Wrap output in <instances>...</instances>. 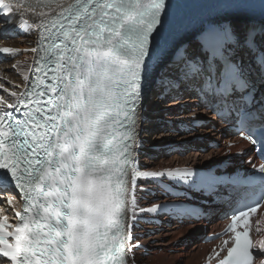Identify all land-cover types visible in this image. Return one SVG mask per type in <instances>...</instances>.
Here are the masks:
<instances>
[{"label": "snow or ice", "instance_id": "obj_1", "mask_svg": "<svg viewBox=\"0 0 264 264\" xmlns=\"http://www.w3.org/2000/svg\"><path fill=\"white\" fill-rule=\"evenodd\" d=\"M221 7V18L206 29L214 54L236 36L231 18L246 14L243 0H224ZM167 9L165 0H76L43 28L48 35L31 50L39 84L33 82L19 100L27 105L25 118L12 119L19 111L13 104L7 105L12 111H0V193L15 189L25 202L13 231L7 230V217L0 218V260L128 264L129 193L137 177L165 175L139 171L136 150L144 85L157 62ZM15 11L0 0V13ZM252 31L245 33V43ZM174 63L179 75L165 86L203 76L204 87L224 98L249 87L237 66L218 64L215 55L206 62L181 57ZM240 136L264 151V128L257 140L242 121ZM259 171V192L232 210L231 235L221 250L226 255L216 253L218 264H255L253 249L264 255V237L254 241L249 226L250 214L264 204V165ZM178 175L193 181L187 170Z\"/></svg>", "mask_w": 264, "mask_h": 264}, {"label": "bare ground", "instance_id": "obj_2", "mask_svg": "<svg viewBox=\"0 0 264 264\" xmlns=\"http://www.w3.org/2000/svg\"><path fill=\"white\" fill-rule=\"evenodd\" d=\"M15 13L9 18L0 17V45L13 47L16 51L12 55L6 57L0 61V97L1 98H15L23 88V85L27 82V73L29 71L30 61L33 57L32 49L36 41V34L38 23L47 13L51 12L53 6H44L42 2H34L25 6H16ZM232 24L236 31V36H232L231 43L234 49L244 56L252 57L256 53H264V33H262V27H264V19H249L233 17L231 18ZM227 27V25H225ZM249 29H254L249 34L248 42H244V35ZM256 36V43L251 42V37ZM167 56V55H166ZM165 56V57H166ZM164 57V58H165ZM155 84V81H152ZM16 93L15 96L12 93ZM157 108L155 110L158 119H153L148 123L144 129L142 137L145 139L147 146L153 144H167L166 140L169 135V129L175 125L176 119H182V121H192L196 119V115L187 113L185 110L193 104L183 101H172L169 104L163 106L160 104L161 100L158 95L155 94ZM194 99H190L193 102ZM171 106L168 109H162L164 107ZM178 111H185L178 117L176 113ZM200 113H207L209 120L207 121L206 129L199 128L202 132L194 141L195 143L188 148L187 151H175L167 156L166 152H161L159 158L155 161L157 165L163 166L165 164L181 165L182 163L188 165H199L205 160L211 158L217 159L223 155L224 146L218 148H211L207 152H199V146L201 142L216 140L220 138L219 130H223L224 124H221L218 128L212 129V125H216L215 115L205 111L199 110ZM162 114V115H161ZM199 116H197L198 119ZM164 119V120H163ZM169 120V121H165ZM223 133V131H220ZM201 134V133H200ZM194 136V134H185L179 136L176 139H185ZM236 140V139H235ZM237 141V140H236ZM237 146L231 148V153L237 150V147L241 148L246 146L245 143L237 141ZM169 153V151H167ZM221 154V155H220ZM207 157H209L207 159ZM200 159V160H199ZM146 159V162H149ZM154 162V163H155ZM222 223L217 222L212 229L218 230ZM202 227L201 223L186 224V223H174L165 232L158 235H148L140 239L143 242L148 241L149 255L143 260L145 264H201L200 258L205 254L208 245L196 241L189 248L178 243V239L185 234L191 233V235L200 231ZM150 228V225L147 226ZM166 228V227H165ZM190 235V234H189ZM160 236V238H159ZM166 236V237H165ZM157 239L155 247L150 245L151 239ZM150 241V242H149ZM188 245V244H187ZM157 246H161L162 249L158 250Z\"/></svg>", "mask_w": 264, "mask_h": 264}, {"label": "water", "instance_id": "obj_3", "mask_svg": "<svg viewBox=\"0 0 264 264\" xmlns=\"http://www.w3.org/2000/svg\"><path fill=\"white\" fill-rule=\"evenodd\" d=\"M199 8L197 7H194V6H191L189 4H183V6H179L174 12H173V15H172V18H174L176 15H178L181 11L183 10H198ZM167 17H168V14L165 16V23H166V20H167ZM235 17H240V18H249V19H264V15H243V16H235ZM234 17V18H235ZM221 18V17H220ZM219 18V19H220ZM233 18V17H232ZM165 28V27H164ZM164 29H162V32H163ZM203 31V28L202 27H198V28H195L193 29L191 32H188L187 34L181 36L177 42L173 43L167 53H166V57L163 58L160 66L154 71L153 75H152V79H151V82H150V86H152V81L155 77V75L159 72V70L165 66L168 62L171 61V59L173 58V55L175 54V52L177 51V49L183 45V44H186V43H190V42H193L200 34L201 32ZM164 38V35L162 36L161 34V37L159 38L160 40Z\"/></svg>", "mask_w": 264, "mask_h": 264}, {"label": "rangeland", "instance_id": "obj_4", "mask_svg": "<svg viewBox=\"0 0 264 264\" xmlns=\"http://www.w3.org/2000/svg\"><path fill=\"white\" fill-rule=\"evenodd\" d=\"M155 97H156V95H155ZM152 99H153V98L150 99L149 103L151 102ZM155 104H156V99L154 98V99L152 100V102L150 103V108H151V109L157 108V106H155ZM160 104H162L163 106H165V104L167 105V104H169V103H165V102L163 103V101H161ZM153 107H154V108H153ZM169 107H171V106H167V107H164V108H162V109H168ZM161 115H162V114H161ZM198 118H199V117H198ZM163 120H164V119H163ZM165 121H169V120H165ZM201 128H202V129H206V128H204V127H201ZM168 132H169L170 137H167L166 140H167V139H168V141L170 140L169 142L174 141V140L176 141V139L180 138V137L176 136L175 134L170 133V131H168ZM200 133H201V134H200ZM192 134H194V137L196 136L195 138H198V136H200V135H201V137H202V132H201V130H200V131L198 130L197 132H194V133H192ZM192 137H193V136H192ZM189 138H191V137H189ZM189 138L179 139V140H180V141H185V140H188ZM179 140H177V141H179ZM219 140H220V138H219V139H216V141H218V142H219ZM194 141H196V140H194ZM211 141H214V140H211ZM169 142H168V143H169ZM194 143H195V142H193V143L191 144V146H192ZM219 144H222V143H219ZM191 146H190V147H191ZM219 147H221V146H219ZM198 151H199V152H202V153H205V152H207L208 150H205V149H204V150H202V151H200V150H198ZM166 153L168 154V152H166ZM167 156H168V155H167ZM158 158H159V157H158ZM208 158H209V157H207V159H208ZM199 160H200V159H199ZM168 228H169V227H166V228H164V229H162V230H160V231H157V232H155V234H153V235H158L159 233L162 234V233L165 232V229H168ZM189 234H191V233H189ZM165 237H166V236H165ZM159 238H160V236H159ZM180 238H181V237H180ZM180 238H179V239H180ZM157 239H158V238H156V237H155V239H151L152 241H151V242L149 241V242H150V245H153V247H155V246H156L155 244L159 242V241H157ZM179 239H178V240H179ZM180 244H181V245H184V246H186V247H188V248L192 245L191 243H188V245H187V244H182V243H180ZM157 247H158V250H159V249H162L161 246H157Z\"/></svg>", "mask_w": 264, "mask_h": 264}, {"label": "trees", "instance_id": "obj_5", "mask_svg": "<svg viewBox=\"0 0 264 264\" xmlns=\"http://www.w3.org/2000/svg\"><path fill=\"white\" fill-rule=\"evenodd\" d=\"M159 145V144H158ZM160 145H163V144H160ZM191 235V234H190Z\"/></svg>", "mask_w": 264, "mask_h": 264}]
</instances>
